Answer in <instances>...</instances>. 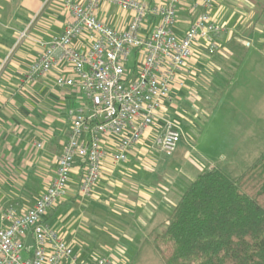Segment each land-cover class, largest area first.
Instances as JSON below:
<instances>
[{
	"label": "crops",
	"instance_id": "1",
	"mask_svg": "<svg viewBox=\"0 0 264 264\" xmlns=\"http://www.w3.org/2000/svg\"><path fill=\"white\" fill-rule=\"evenodd\" d=\"M189 3L190 0H181L177 5L174 31L179 36L183 35L196 14L191 11ZM211 13L214 20L223 26L217 37L222 53H231L233 48L232 45L229 47L230 43L241 35L249 40L247 45L256 42L264 48V0H215ZM96 14L119 29L127 26L132 15L106 3L98 5ZM70 18L63 0H0V227L6 224L2 214L8 206L19 210L31 206L49 185L69 132L66 110L82 98L77 87L55 83L57 76L70 75L71 68L66 63H56L35 81L25 79L30 64L42 50L40 43L60 34ZM156 22L148 17L142 32L149 31ZM22 31H25V36L21 37ZM72 44L78 49H85L86 36L75 37ZM202 46L200 43L196 47L179 71L170 98L164 101L153 126L130 149L125 161L113 162L108 154L114 148V141L103 140L107 155L100 178L86 201L82 199L86 197L78 191L82 168L79 163L75 165L66 194L46 214V221L58 233L61 234L59 225L62 222L68 221L64 227L71 230L79 218L85 222L92 218L122 231L125 246L121 248L125 249L132 242L150 239L154 232L164 226L182 192L199 171L198 163L186 152L181 174L171 176L165 164H160L153 152V148H156L154 138L160 133L165 119L178 121L182 131L180 140L193 138L189 128L187 133L182 127L183 122L197 126L189 116L195 113L196 107L186 99L189 90L194 88L193 79L207 75L203 68L208 61L218 63L216 53L207 54ZM178 82L183 84L179 85ZM188 84L191 85L188 87ZM94 204L113 207L114 212L100 214L89 210V206ZM79 210L81 213L73 217ZM72 235L69 240L63 238L81 259L82 254L75 252ZM117 253L113 264L123 260L125 254L120 247ZM87 259L90 258L82 260Z\"/></svg>",
	"mask_w": 264,
	"mask_h": 264
},
{
	"label": "built area",
	"instance_id": "2",
	"mask_svg": "<svg viewBox=\"0 0 264 264\" xmlns=\"http://www.w3.org/2000/svg\"><path fill=\"white\" fill-rule=\"evenodd\" d=\"M180 2L63 0L71 18L60 34L40 43L42 50L25 79L35 81L63 62L71 73L57 76L55 83L77 87L82 98L66 110L69 132L49 185L31 206L19 210L10 205L2 214L6 224L0 227V264H113L108 256L79 259L46 221V214L66 194L70 174L78 163L82 168L79 194L90 197L107 155L103 140L114 141L108 154L113 162L125 161L130 149L153 126L196 47L201 43L207 54L220 48L217 37L223 26L211 13L215 0H190L189 7L196 14L181 36L174 31ZM101 3L131 12L127 26L119 29L100 19L96 8ZM148 17L157 22L142 32ZM82 34L87 45L78 49L72 40ZM20 36H25V31ZM181 137L178 121L165 119L154 143L162 154L171 155ZM28 234L30 245L25 244Z\"/></svg>",
	"mask_w": 264,
	"mask_h": 264
},
{
	"label": "rangeland",
	"instance_id": "3",
	"mask_svg": "<svg viewBox=\"0 0 264 264\" xmlns=\"http://www.w3.org/2000/svg\"><path fill=\"white\" fill-rule=\"evenodd\" d=\"M244 37L234 38L229 45L233 48L231 53H222L220 47L216 51L218 63L209 60L203 68L207 75L193 79L194 88L189 90L186 100L196 107L195 115L189 116L197 126L182 123L184 131L188 133L189 128L193 138L180 140L171 155L153 148L158 161L165 164L171 176L181 174L185 154L189 152L192 160L198 163L199 172L216 167L236 179L264 149V48L256 42L247 45L249 40ZM219 59L222 62L219 63ZM90 209L100 214L114 212L113 207L102 204L90 205ZM80 213L77 211L73 217ZM66 223L59 225L61 234L67 240L74 234V249L82 254L81 260L108 256L115 261L120 247L125 254L117 264H163L152 247L151 238L132 242L129 248L123 249L124 235L114 226H105L92 218L89 222L79 218L72 231L64 227Z\"/></svg>",
	"mask_w": 264,
	"mask_h": 264
},
{
	"label": "trees",
	"instance_id": "4",
	"mask_svg": "<svg viewBox=\"0 0 264 264\" xmlns=\"http://www.w3.org/2000/svg\"><path fill=\"white\" fill-rule=\"evenodd\" d=\"M151 242L163 264H264V149L236 179L199 172Z\"/></svg>",
	"mask_w": 264,
	"mask_h": 264
},
{
	"label": "water",
	"instance_id": "5",
	"mask_svg": "<svg viewBox=\"0 0 264 264\" xmlns=\"http://www.w3.org/2000/svg\"><path fill=\"white\" fill-rule=\"evenodd\" d=\"M31 236H30V234H28L27 236H26V240H25V244L26 245H30L31 244Z\"/></svg>",
	"mask_w": 264,
	"mask_h": 264
}]
</instances>
